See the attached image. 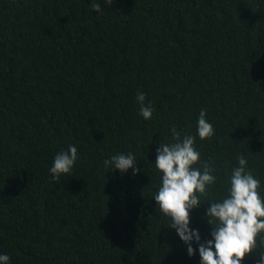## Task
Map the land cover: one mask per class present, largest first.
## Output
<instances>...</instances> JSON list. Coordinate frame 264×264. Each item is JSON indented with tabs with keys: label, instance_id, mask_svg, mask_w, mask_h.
Segmentation results:
<instances>
[{
	"label": "trees",
	"instance_id": "16d2710c",
	"mask_svg": "<svg viewBox=\"0 0 264 264\" xmlns=\"http://www.w3.org/2000/svg\"><path fill=\"white\" fill-rule=\"evenodd\" d=\"M98 2L99 14L89 0H0V253L9 264H199L155 210L149 163L173 128L195 137L217 177L189 214L202 240L206 203L227 194L238 155L264 195V0ZM201 109L215 130L203 141ZM70 144L73 170L53 181ZM127 152L135 175L104 168Z\"/></svg>",
	"mask_w": 264,
	"mask_h": 264
},
{
	"label": "clouds",
	"instance_id": "9594fccd",
	"mask_svg": "<svg viewBox=\"0 0 264 264\" xmlns=\"http://www.w3.org/2000/svg\"><path fill=\"white\" fill-rule=\"evenodd\" d=\"M112 0H110L111 4ZM90 9L101 13L98 0H89ZM135 100L139 115L149 120L153 114L151 102L145 103V94L137 92ZM214 127L201 109L196 120V137L201 141L214 135ZM192 134L181 136L172 129L171 142L159 143L152 164L159 178V186L152 196L155 210L166 218L168 230L174 231L185 247L187 257L194 254L199 264H242L244 258L257 248L264 249V195L261 180L247 167L244 155L236 157V166L228 176L227 194L206 203L203 219L210 226L208 239H201L198 228L190 227V212L200 205L203 197L217 177L208 162L200 161V152L194 146ZM78 159L77 148L70 144L58 151L48 169L53 181L70 175ZM200 161L199 164L197 162ZM136 155L132 152L116 153L103 161L105 169L124 175L137 172ZM259 238V242H257ZM195 245V249L193 247ZM257 264H264V251L256 252ZM10 257L0 253V264H9Z\"/></svg>",
	"mask_w": 264,
	"mask_h": 264
}]
</instances>
